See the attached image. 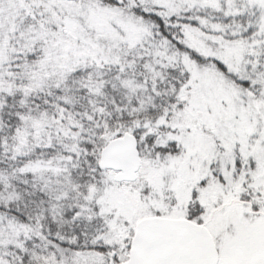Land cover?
<instances>
[{
	"label": "snow or ice",
	"instance_id": "obj_1",
	"mask_svg": "<svg viewBox=\"0 0 264 264\" xmlns=\"http://www.w3.org/2000/svg\"><path fill=\"white\" fill-rule=\"evenodd\" d=\"M0 264H264V0H0Z\"/></svg>",
	"mask_w": 264,
	"mask_h": 264
}]
</instances>
